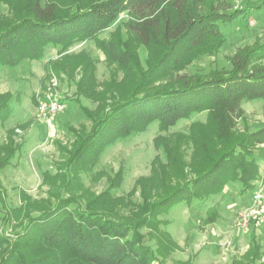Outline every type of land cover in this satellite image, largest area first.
<instances>
[{
    "label": "trees",
    "instance_id": "1",
    "mask_svg": "<svg viewBox=\"0 0 264 264\" xmlns=\"http://www.w3.org/2000/svg\"><path fill=\"white\" fill-rule=\"evenodd\" d=\"M208 2L0 0V69L14 67L25 58H42L50 47L62 50L79 40L94 39L108 60L137 82L126 98L107 109L101 101L95 111L80 102V109L91 121L90 129H72L75 144L63 150L68 157L65 173L55 179L51 173H44L47 179H54L43 181L51 187L48 199L37 201L40 205L34 213L28 209L30 213L24 214L25 220L14 236L3 230L10 217L5 215L7 203L0 188V264H161L157 254L170 253L174 244L168 233L159 231L162 213L180 200L192 204L221 193L229 182L240 183L241 194L254 188L261 172L255 149L264 145V126L256 130H240L238 126L246 116L243 102L264 101V65L250 69L253 64L249 57L234 56V69L227 74L196 81L184 78L182 87L170 92L157 88L142 90L151 87L159 77L161 62L178 63L181 50L193 52L210 42L219 45L224 40L223 26L249 15V8L233 9L229 0ZM5 5L13 9L17 21H7ZM206 6L210 9L208 13L203 11ZM121 12L128 15L124 20L126 34L115 40L100 38ZM158 37L168 46L166 57L151 63L147 59L148 69H144L138 46L149 49L158 44ZM87 67L78 84L91 98L97 84L95 69ZM11 97L0 100V121L9 118ZM201 111L208 112L210 132L201 135L202 129L193 126L191 138L200 148L197 156L201 155L207 167L187 179L183 159L168 151L171 167L154 169L151 182L146 185L149 178L142 182L143 201L133 211L134 217L124 218L114 212L112 191L120 186L122 172H117L110 179L109 188L98 195L84 188L81 173L96 166L111 143L145 130L155 121L167 127L183 119L190 120ZM208 135L212 144L218 145L215 157ZM10 141L0 147V171L10 165L18 147L13 139ZM29 200L31 197L26 196L23 204ZM20 208L14 209L23 211ZM215 214L216 211L206 221L214 222ZM144 227L148 228L146 234L142 232ZM148 234L155 239L156 249L144 241ZM251 236L250 259L232 264H264L255 231Z\"/></svg>",
    "mask_w": 264,
    "mask_h": 264
},
{
    "label": "rangeland",
    "instance_id": "2",
    "mask_svg": "<svg viewBox=\"0 0 264 264\" xmlns=\"http://www.w3.org/2000/svg\"><path fill=\"white\" fill-rule=\"evenodd\" d=\"M208 1L206 0L207 3ZM229 2L233 9L249 8V15L224 25V40L219 45L210 42L207 47L193 52L181 50L178 52V63L171 60L161 62L158 65L159 77L151 87H143V91L157 88L170 92L180 89L184 78V81H196V78L205 80L217 74H227L234 69V56L249 57L253 64L250 69L264 65V0ZM209 10L206 6L203 11L208 13ZM3 11L7 21H17L18 17L15 18L10 6L5 5ZM127 18L126 12H121L103 30L100 38L115 40L118 35L126 34L124 20ZM158 38V44L149 49L138 46L137 51L144 69H148L147 59L151 63L166 57L168 46ZM86 67L95 69L97 91L91 98L84 94L83 88H79L78 84ZM134 80L131 74L122 71L110 58L108 60L107 54L94 39L79 40L62 50L50 47L42 58H25L14 67L0 69V100L12 96L9 118L0 121V147L8 142L10 144L11 139L18 146L10 165L0 171L1 196L7 203L5 215L10 217V223L5 225L4 232L14 236L25 220L24 214L30 213L28 209L34 213L40 205L37 201L48 199L51 187L43 181H52L65 173L68 157L63 150L75 144L76 137L72 129L86 127L89 130L91 125V121L80 109V102L95 111L97 102L101 101L107 109L110 104L126 98L136 87L137 82ZM52 100L61 105L62 109L53 114H42L40 106ZM242 106L246 116L239 121L240 130H256L264 126L263 100L245 101ZM207 115V111H201L190 120L183 119L167 127L155 121L139 133L116 140L100 155L96 166L83 170L81 180L84 188L98 195L109 188L110 179L117 172H122L124 178L120 186L112 191L115 199L114 212L124 218L134 217L131 216L133 211L143 201L142 182L146 178L150 179L146 180V185L151 182L154 169L161 166L168 170L171 167L168 151L171 150L183 159L187 179L207 167L206 161L200 158L201 155L197 156L200 148L192 143L191 138L193 126L202 129L201 135L208 130L210 132ZM209 137L208 135L210 146L213 147L212 157H215L218 145L212 144ZM255 155L263 168L264 145L255 149ZM45 172L55 176L54 179L44 177ZM258 178L253 193L260 186L264 188V178ZM240 190V183L229 182L221 193L211 194L192 204L180 200L162 213L159 216L162 220L158 224L159 231L168 233L174 244L170 253L157 254L162 260L161 264H232L248 261L252 243L248 233L249 230H254L259 221L264 232V213L243 226L240 221L241 213L251 205H248L251 196L241 194ZM26 196L31 197V200L24 205ZM253 196L254 194L252 202ZM20 207L23 211L14 209ZM215 211V221L207 222ZM142 232L146 234L148 228L144 227ZM144 241L154 249L157 248L151 234L146 235ZM263 250L261 248L260 252L264 259Z\"/></svg>",
    "mask_w": 264,
    "mask_h": 264
},
{
    "label": "built area",
    "instance_id": "3",
    "mask_svg": "<svg viewBox=\"0 0 264 264\" xmlns=\"http://www.w3.org/2000/svg\"><path fill=\"white\" fill-rule=\"evenodd\" d=\"M62 109V106L59 105L55 100L48 104H42L40 106V112L42 114H53L58 110ZM253 202L250 206L244 208V211L241 213L240 221L243 226L247 225L252 219L259 216V214L264 213V188L260 186L255 193H253Z\"/></svg>",
    "mask_w": 264,
    "mask_h": 264
},
{
    "label": "crops",
    "instance_id": "4",
    "mask_svg": "<svg viewBox=\"0 0 264 264\" xmlns=\"http://www.w3.org/2000/svg\"><path fill=\"white\" fill-rule=\"evenodd\" d=\"M263 146V145H262ZM259 165H260V163H259ZM262 165H264V159H263V164ZM263 174H264V167L262 168V166H261V172H260V177H263L264 178V176H263ZM259 179V178H258ZM258 182V181H257ZM255 184H256V182H255ZM253 191H254V188L253 189H250L249 191H247V192H245L244 194L246 195V194H249L250 196H251V199H250V202H248V205H250V204H252V195H253ZM250 196H248V199L250 198ZM249 201V200H248ZM230 206V205H229ZM262 225V223L259 221V222H257V224H256V226H255V228H254V230H249V236H250V238L252 237L251 235H252V233H253V231H255V233H256V238H257V240L259 241V243L261 244V248H262V250L264 249V232H263V227L261 226ZM251 240H252V238H251ZM262 241V242H261ZM263 243V244H262ZM264 251V250H263Z\"/></svg>",
    "mask_w": 264,
    "mask_h": 264
}]
</instances>
